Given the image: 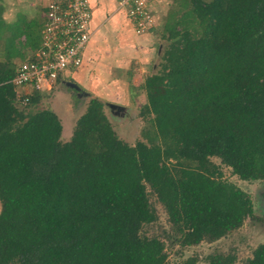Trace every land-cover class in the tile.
I'll list each match as a JSON object with an SVG mask.
<instances>
[{"label":"trees","instance_id":"16d2710c","mask_svg":"<svg viewBox=\"0 0 264 264\" xmlns=\"http://www.w3.org/2000/svg\"><path fill=\"white\" fill-rule=\"evenodd\" d=\"M172 3L160 69L140 85L146 123L134 144L97 97L66 141L51 108L33 109L39 92L17 97L14 59L38 47L42 19L6 21L0 5V264H169L164 240L212 242L253 217L249 194L219 164L264 180V0ZM147 187L167 215L162 238L141 232L156 220ZM245 264H264V242Z\"/></svg>","mask_w":264,"mask_h":264},{"label":"rangeland","instance_id":"374dc122","mask_svg":"<svg viewBox=\"0 0 264 264\" xmlns=\"http://www.w3.org/2000/svg\"><path fill=\"white\" fill-rule=\"evenodd\" d=\"M41 3L42 0H0L3 8L2 17L6 21H11L17 13H22L26 18L37 17L41 20ZM89 3L92 13L90 25L93 26L94 20H99L102 24L88 41L90 44L95 42L98 57L91 58L92 65L88 67L83 77L69 74L72 69L65 70L64 76L56 81L52 89L43 92L42 98L33 109L55 108L63 126L60 140L66 141L72 133L77 117L84 112L87 100L90 97H97L103 101L104 111L119 138L134 144L139 139L143 140L140 131L146 123L140 116V107L145 102V94L140 85L146 75L156 73L160 69L162 54L168 43L161 36L162 24L173 3L172 0H152L149 3L152 13L151 25L142 31L135 30L127 22L124 9L118 8V12L114 11L117 1L113 0L109 9L106 8L102 14L98 13V8L92 0H89ZM106 14L109 16L113 14L116 17L121 14L126 19V26L131 27V30H127L128 34L134 31V34L140 37L133 36L128 39L131 44L122 45L121 23H112L111 20L101 22ZM30 52L31 50L25 49L22 59H14L15 64L21 62ZM123 58L125 60H122ZM121 82L122 88L119 85ZM73 95L83 96L84 100L76 105ZM211 159L219 164L218 158ZM219 165L222 178L249 194L253 205V217L245 218L239 228L212 242L202 241L180 248L173 240H164L169 264H179L188 257H195V264H207L205 256L217 252L233 254L235 256L233 264H245L246 259L251 256L252 249L258 243L264 242V180H241L231 173L230 168ZM147 194L149 202L155 209L156 220L144 225L141 232L162 238L164 229L169 228L167 215L149 187Z\"/></svg>","mask_w":264,"mask_h":264},{"label":"built area","instance_id":"2783aa9c","mask_svg":"<svg viewBox=\"0 0 264 264\" xmlns=\"http://www.w3.org/2000/svg\"><path fill=\"white\" fill-rule=\"evenodd\" d=\"M151 1L117 0V7L124 9L135 30L142 31L151 25ZM41 9L39 45L16 65L10 80L22 102L31 91L49 92L65 70L80 66L92 34L89 0H42Z\"/></svg>","mask_w":264,"mask_h":264},{"label":"crops","instance_id":"0c3cea01","mask_svg":"<svg viewBox=\"0 0 264 264\" xmlns=\"http://www.w3.org/2000/svg\"><path fill=\"white\" fill-rule=\"evenodd\" d=\"M93 1V4L97 6L98 8V13L102 14L104 12V10L106 8L109 9L110 5L112 4L113 0H92ZM117 1V0H115ZM117 4V3H116ZM114 11H117L118 12V7L116 5ZM113 11V12H114ZM118 17L114 16L113 14L111 16H109V14H106L105 17L103 19H101L100 21H106V20H111V22H116V23H121V26H120V38H122V45L124 44H127L129 43L128 42V39L133 37V36H137V37H140V35H136L134 34V31L131 32V34H128L127 30H131V27L130 26H126L127 25V22H126V19L125 17H123L121 14L120 16L117 15ZM110 17V18H109ZM119 18V19H118ZM105 19V20H104ZM102 24L99 22V20L95 21L94 20V24L93 26L90 25L91 27V30H92V34L95 32V31H98ZM91 34V36H92ZM136 38V37H135ZM131 44V43H129ZM100 53V52H99ZM139 55H141V50H139ZM96 58L98 57V49L96 50V44L95 42L94 43H89L86 44L84 50H83V53H82V62L80 64V66H78L77 68L75 69H72V72L69 73V74H77L78 76H81L83 77L84 73H86L85 71L88 69V67L90 65H92V62H91V58ZM122 60H125V58H123ZM115 82V81H114ZM115 84V83H114ZM119 85H121L120 87L122 88L123 87V83H119ZM57 115L58 117L60 118V115L59 113L57 112V110L53 107H50ZM62 126V124H61ZM63 131V126L61 128V132ZM71 135V134H70ZM69 139V138H68Z\"/></svg>","mask_w":264,"mask_h":264}]
</instances>
